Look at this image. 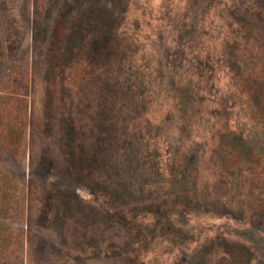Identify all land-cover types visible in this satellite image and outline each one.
<instances>
[{
    "label": "rangeland",
    "instance_id": "obj_1",
    "mask_svg": "<svg viewBox=\"0 0 264 264\" xmlns=\"http://www.w3.org/2000/svg\"><path fill=\"white\" fill-rule=\"evenodd\" d=\"M0 264H264V0H0Z\"/></svg>",
    "mask_w": 264,
    "mask_h": 264
},
{
    "label": "trees",
    "instance_id": "obj_2",
    "mask_svg": "<svg viewBox=\"0 0 264 264\" xmlns=\"http://www.w3.org/2000/svg\"><path fill=\"white\" fill-rule=\"evenodd\" d=\"M12 135H13V134H12ZM16 139H17V138H16V136L14 135V136H13V139L11 140L12 142L10 141V143H11L10 146H13V145H15V144L17 143V142H16Z\"/></svg>",
    "mask_w": 264,
    "mask_h": 264
}]
</instances>
